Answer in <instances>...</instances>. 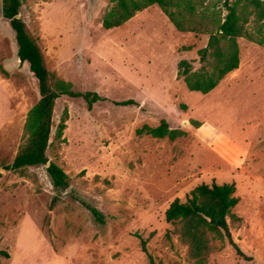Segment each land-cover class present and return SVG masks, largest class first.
Segmentation results:
<instances>
[{
	"label": "rangeland",
	"instance_id": "374dc122",
	"mask_svg": "<svg viewBox=\"0 0 264 264\" xmlns=\"http://www.w3.org/2000/svg\"><path fill=\"white\" fill-rule=\"evenodd\" d=\"M214 3L224 16L222 1L198 0L187 17L191 32L176 29L157 5L106 30L111 0L23 2L19 17L47 70L75 91L109 100L91 108L82 98L56 100L47 158L68 176L62 189L46 166L4 169L39 92L17 58L0 0V69L8 73L0 74V264H194L165 211L200 184L232 182L239 201L227 222L250 260L211 240L206 264H264V47L239 38L238 69L206 94L189 91L177 75L181 60L200 67L197 52L208 41L200 13ZM128 99L137 105L112 103ZM162 120L185 134L138 133Z\"/></svg>",
	"mask_w": 264,
	"mask_h": 264
},
{
	"label": "trees",
	"instance_id": "16d2710c",
	"mask_svg": "<svg viewBox=\"0 0 264 264\" xmlns=\"http://www.w3.org/2000/svg\"><path fill=\"white\" fill-rule=\"evenodd\" d=\"M24 1L1 0V13L14 32L19 62L28 65L30 73L37 81L39 99L27 112L23 127L24 139L13 161L4 169L15 172L26 167L46 166V172L53 186L66 189L69 186L68 176L47 158L56 100L62 95L82 98L89 108L97 102L109 100L97 92L75 91L70 83L57 79L47 70L36 41L27 33L24 21L17 17ZM197 1L111 0L110 7L103 15L102 27L106 30L119 27L139 11L157 5L176 29L196 32L197 29L187 22V17H193ZM220 1H222L220 9L225 11L223 17L215 10L216 3L205 7L200 13L199 25L204 26V31L208 33L206 46L197 52L200 67L193 70L192 64L185 59L178 63L177 75L183 78L189 91L206 94L225 76L238 69L239 38H245L264 47V1ZM0 73L8 76L4 69H0ZM112 103L116 106L137 105L132 99L112 101ZM64 128L63 119L57 129V137L62 135ZM138 133H146L160 139L168 137L171 140L185 134L181 130L170 129L165 120L156 127L143 126ZM235 192L234 182L221 185L203 183L195 187L184 202L178 198L174 199L166 209V221L180 225L178 235L181 242L188 246V255L194 264H206L207 256L211 251V240L226 241L238 256L250 260L233 240L227 222L228 217L232 219L231 210L239 201ZM81 204L96 221L104 223V215L98 209L85 202ZM141 244L143 251H146L144 242Z\"/></svg>",
	"mask_w": 264,
	"mask_h": 264
},
{
	"label": "water",
	"instance_id": "95a60500",
	"mask_svg": "<svg viewBox=\"0 0 264 264\" xmlns=\"http://www.w3.org/2000/svg\"><path fill=\"white\" fill-rule=\"evenodd\" d=\"M17 17H19V16H17ZM49 164H47V166H48Z\"/></svg>",
	"mask_w": 264,
	"mask_h": 264
},
{
	"label": "crops",
	"instance_id": "0c3cea01",
	"mask_svg": "<svg viewBox=\"0 0 264 264\" xmlns=\"http://www.w3.org/2000/svg\"><path fill=\"white\" fill-rule=\"evenodd\" d=\"M26 64V63H25ZM6 71V70H5ZM7 72V71H6ZM1 74V73H0Z\"/></svg>",
	"mask_w": 264,
	"mask_h": 264
}]
</instances>
